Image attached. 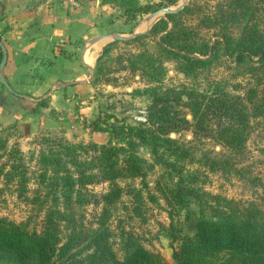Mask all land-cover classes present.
<instances>
[{
  "label": "trees",
  "instance_id": "obj_1",
  "mask_svg": "<svg viewBox=\"0 0 264 264\" xmlns=\"http://www.w3.org/2000/svg\"><path fill=\"white\" fill-rule=\"evenodd\" d=\"M193 1L164 13L146 31L113 40L140 48L128 61L145 80L141 92L150 97L145 121L111 125L117 144L109 139L77 149L56 143L57 149L41 151L29 176L22 161L9 165L6 183L15 182L17 196L40 221L31 225L32 215L18 221L0 216V264H264V207L210 194L195 184L199 170L188 171L182 162L201 160L209 170L264 187L236 159L245 154L255 122L264 123V0H216L208 9ZM175 3L128 1L125 19ZM2 55L0 49V62ZM165 60L176 62L183 80L164 83ZM216 67L229 72L214 79ZM2 98L13 111L23 100L7 88ZM186 129L197 138H213L228 152L197 155L190 142L170 136ZM141 144L149 147L152 161L138 153ZM156 165L163 170L159 177L168 176L164 184L155 182V192L146 177ZM32 178L36 185L29 187ZM102 182L107 186L99 192L87 189ZM90 202L95 209L86 217ZM149 203L167 212L164 229L172 246L179 242L172 262L149 249L135 228L147 223Z\"/></svg>",
  "mask_w": 264,
  "mask_h": 264
},
{
  "label": "rangeland",
  "instance_id": "obj_2",
  "mask_svg": "<svg viewBox=\"0 0 264 264\" xmlns=\"http://www.w3.org/2000/svg\"><path fill=\"white\" fill-rule=\"evenodd\" d=\"M112 1L117 4L118 11L121 9L124 12L125 17L124 10L127 7L128 1L134 3L135 6L150 3L154 5L167 3V0ZM189 1L176 0L174 5H169L168 7L171 9H175L179 5L183 7ZM193 2L199 7L207 5L208 9V7L214 5L216 0H194ZM162 8L163 6L157 8V10ZM157 10L137 15L135 19L128 20L131 22L137 21V23H145L147 17L150 16L151 20L153 19V22H155L164 16L163 12L152 16V13ZM137 28L135 27L136 30H138ZM115 29L116 31L110 33L112 35L111 40L116 39L114 37L118 33V28ZM122 34L126 36L130 33ZM149 45L148 49L153 51L155 48L153 43ZM139 50V47H135L132 44L126 45L123 42L112 41L108 52L99 59L98 56L95 62L94 69L97 68V65L103 68L101 71L102 74L99 72L98 76L93 80V83L90 82L95 89L93 92L94 98L89 96L92 94L89 93L91 91L81 93L78 101L73 103L69 102L68 105L66 104V110H57L49 106L45 107L39 101V106L45 109L40 110V112L39 110L36 111L38 113L29 123H27L26 118V125L24 127L18 122L9 125L0 122V145L5 144L3 148H0V168L3 171L0 174V216H6L7 218L18 221L32 215L30 217L31 225H38L40 221L39 217L31 214L29 204L17 196L18 190L15 188V182L6 183L7 180L3 174L9 169V165L13 161H22L28 168L26 175L29 176L38 167L41 151H46L51 147L57 149L56 143L58 145L69 143L77 149L86 147L91 142L103 144L108 142L109 139H112L111 142L113 144H117L118 139L112 136L111 125L127 124L137 126L139 122L146 120L147 108L151 101L149 95L141 92V89L145 86V80L142 78L139 70H131L129 68L128 61V58ZM163 66L166 69L163 79L166 85L183 80V74L174 60H165ZM94 69L91 80L94 79ZM228 72L224 67H216L212 70L210 76L216 79L224 74L226 75ZM239 79L237 77L233 81H238ZM244 82L245 80H243ZM44 100L47 103L45 98ZM41 111L45 112L43 113ZM186 113L187 117L190 118V113L188 111ZM170 136L186 143L190 142L188 144L192 145L191 151L196 152L197 155L205 150H209L212 154L228 152L223 145L213 138L195 137L191 129L171 132ZM246 145L245 154L243 153L237 156L236 159L239 164L249 165L248 175H256L261 181H264V123L262 125L259 122H255L254 130ZM137 148L139 154L152 161L148 146L141 144ZM15 149L17 152H15ZM77 152L79 153V151ZM200 161L188 158L182 160L186 170L188 169V171L190 170L192 172L199 170L195 184L203 190L213 195L217 194L221 197L233 198L241 202L247 203L250 200L255 201L264 207V187L261 184L244 181L233 175H225L220 170H209ZM162 171V168L156 165L147 174L146 179L152 187L154 186V191L155 182L160 179V184H164L163 178H167L168 176V173H165L162 177H159ZM35 185V179H30L29 187ZM106 186V182L92 183L87 185V189L91 192H99ZM159 190L158 195L161 193ZM161 203L165 205L163 199H161ZM148 205L149 218L147 223L141 227L135 224V228L139 231L143 243L149 249L158 251L165 261L172 262L173 246H178L179 242H175L172 246L171 238L168 236L167 230L164 229L168 226L169 222L167 212L153 203H149ZM94 209L95 205L92 202L86 204L84 209L87 215L86 217H90Z\"/></svg>",
  "mask_w": 264,
  "mask_h": 264
},
{
  "label": "crops",
  "instance_id": "obj_3",
  "mask_svg": "<svg viewBox=\"0 0 264 264\" xmlns=\"http://www.w3.org/2000/svg\"><path fill=\"white\" fill-rule=\"evenodd\" d=\"M121 11L112 0H0V43L7 55L0 62V122L24 127L26 118L29 123L45 109L39 106L44 98L45 107L57 110L86 91L94 98L91 75L113 41L110 33L118 28L116 35L131 37L154 23L150 16L145 23L126 21ZM6 88L23 99L16 111L2 98Z\"/></svg>",
  "mask_w": 264,
  "mask_h": 264
},
{
  "label": "water",
  "instance_id": "obj_4",
  "mask_svg": "<svg viewBox=\"0 0 264 264\" xmlns=\"http://www.w3.org/2000/svg\"><path fill=\"white\" fill-rule=\"evenodd\" d=\"M181 6L179 5L178 7H176L175 9H178V8H180ZM171 10H174V9H171V8H169V7H164V8H162V9H160V10H157V11H154L153 13H152V16H154V15H156V14H158L159 12H163V13H166V12H169V11H171ZM114 38H116V39H123V38H125L124 36H121V35H116ZM0 45H1V47H2V51H3V58H2V63H1V65L3 66L4 65V63H5V58H6V53H5V49L3 48V45L0 43Z\"/></svg>",
  "mask_w": 264,
  "mask_h": 264
}]
</instances>
